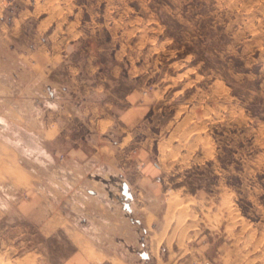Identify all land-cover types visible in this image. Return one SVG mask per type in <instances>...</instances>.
<instances>
[{
    "label": "rangeland",
    "instance_id": "374dc122",
    "mask_svg": "<svg viewBox=\"0 0 264 264\" xmlns=\"http://www.w3.org/2000/svg\"><path fill=\"white\" fill-rule=\"evenodd\" d=\"M0 264H264V0H0Z\"/></svg>",
    "mask_w": 264,
    "mask_h": 264
},
{
    "label": "crops",
    "instance_id": "0c3cea01",
    "mask_svg": "<svg viewBox=\"0 0 264 264\" xmlns=\"http://www.w3.org/2000/svg\"><path fill=\"white\" fill-rule=\"evenodd\" d=\"M31 62L30 60H27V64ZM26 63V62H25ZM138 77V76H136ZM57 93V92H55ZM62 93V92H60ZM63 93H68V92H63ZM49 95L53 96V92H49ZM139 92H135L134 90H130V92H128L125 96V99L130 103L129 107L124 110L123 112H121L118 116V119L121 120H127V121H133L136 118H141V117H146L147 114L151 111V108L149 107V105L144 102L143 100H141V98L139 97ZM99 108V110H97V108H95L94 106H90V110L91 112H94V109L97 111V113L100 112L101 110V106H97ZM75 112L78 113H84L86 112L85 110V106H73ZM86 109L88 110V107H86ZM89 111V110H88ZM104 112V111H103ZM112 121V123L114 122L113 117L110 118V116L108 115V113L106 114V116H103L101 119L99 118L97 120V123H100V121Z\"/></svg>",
    "mask_w": 264,
    "mask_h": 264
},
{
    "label": "bare ground",
    "instance_id": "6f19581e",
    "mask_svg": "<svg viewBox=\"0 0 264 264\" xmlns=\"http://www.w3.org/2000/svg\"><path fill=\"white\" fill-rule=\"evenodd\" d=\"M178 206V205H177Z\"/></svg>",
    "mask_w": 264,
    "mask_h": 264
}]
</instances>
